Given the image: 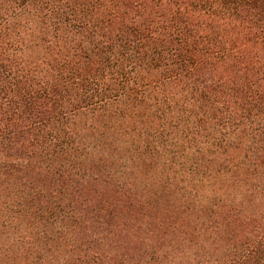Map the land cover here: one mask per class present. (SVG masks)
<instances>
[{
    "label": "trees",
    "instance_id": "obj_1",
    "mask_svg": "<svg viewBox=\"0 0 264 264\" xmlns=\"http://www.w3.org/2000/svg\"><path fill=\"white\" fill-rule=\"evenodd\" d=\"M0 264H264V0H0Z\"/></svg>",
    "mask_w": 264,
    "mask_h": 264
}]
</instances>
